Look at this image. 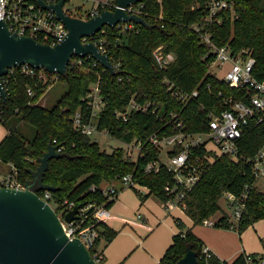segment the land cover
<instances>
[{
    "label": "trees",
    "instance_id": "1",
    "mask_svg": "<svg viewBox=\"0 0 264 264\" xmlns=\"http://www.w3.org/2000/svg\"><path fill=\"white\" fill-rule=\"evenodd\" d=\"M68 1V0H67ZM230 8L217 13L220 22L205 21L210 0H142L143 18L148 27L135 24L133 30L118 35L115 28H108L104 39L108 42V55L113 64L119 63L112 75L101 65L92 66L91 60L78 64L73 56L65 75L59 76L66 92L51 107L37 104L46 83L39 76L30 78L21 75L17 69L6 76V100L0 99V122L6 127V135L0 141V161L9 163L16 170V179L22 184L31 180L30 170H36L39 159L50 144L61 149L59 158L50 159L43 175V183L54 186L52 199L59 202L65 198L87 202L102 201L99 192H90L91 186L115 180L118 175L133 173L135 180L149 191L142 199L153 195L160 202L167 199L164 185L172 180V174L164 167L157 173H146V165L158 159V150L149 144L151 134L159 138L182 131L198 134L210 129V116L219 115L226 107L218 93L236 95L209 67L215 55L199 39L193 29L199 26L208 30L211 41L218 47L227 46L234 55L243 49L250 51L254 58L252 74L257 80H264V0H226ZM41 42L46 39L40 38ZM162 47L165 53L175 57L164 70L154 67L152 52ZM47 76L50 74L44 71ZM121 77V80L118 78ZM169 81L173 84L167 90ZM98 83L106 103L97 118V128L106 130L110 137L123 142H140L144 154L135 161L125 157L124 149L117 148L111 153L102 151L96 141L83 134L73 124V116L79 109L84 110V97L90 86ZM33 91V97L27 90ZM179 90L197 95L181 103L173 94ZM137 103H154L156 112L133 111L126 121L115 117L116 111L124 110L129 99ZM183 122L178 130L175 118ZM25 122L32 130L31 140L8 126L10 120ZM264 142V120L251 123L244 132L240 143L243 156H253ZM251 186L246 208L236 227L242 233L252 223L264 219V193L256 186L249 165L241 160L234 162L226 157L215 161L184 199L183 211L194 224H202L220 211L217 226L230 228L226 214L218 205L226 191L238 194L245 185ZM42 192L39 191V195ZM114 201L106 203L98 212L103 218ZM99 232L92 257L99 255L102 264L100 241L107 245L117 235V231L102 220H91ZM179 232L172 245L166 250L159 264H177L186 253L188 246L197 253L202 250V242L191 232L184 230L180 221ZM95 256V257H96ZM97 259V257L95 258ZM210 264H220L213 258ZM230 264H246L244 254Z\"/></svg>",
    "mask_w": 264,
    "mask_h": 264
},
{
    "label": "built area",
    "instance_id": "2",
    "mask_svg": "<svg viewBox=\"0 0 264 264\" xmlns=\"http://www.w3.org/2000/svg\"><path fill=\"white\" fill-rule=\"evenodd\" d=\"M41 1L45 5H55L59 2V0ZM66 2L67 0L64 5ZM64 5L63 10L66 14L83 20L96 17L103 11H114L118 8L115 0H105L104 2L94 1L89 11L85 13L84 17H81L78 13L73 15L66 11ZM142 8L143 5L139 2L123 10L128 15L143 18ZM228 8H230V4L226 0H210L208 4V16L205 21L220 22L219 19L215 18L217 13ZM0 20L5 23L11 32L20 36L32 37L38 41H40V38L46 39L42 43L51 46L61 43L67 36L65 25L57 19L51 10L43 8L38 0H0ZM134 27L135 23L130 21L118 23L112 28L116 29L118 35H122L130 32ZM108 28L110 27L104 26L91 36H83L81 42L84 44L94 43L102 54L108 55V42L104 39ZM193 29L199 35L201 42L214 53L215 58L211 65L220 62L226 66L219 79L229 88L235 90L236 95H224L222 92L218 93V97L221 98L226 108L219 115L210 116V129L208 132L191 134L178 131L174 135L164 136L162 138H159L157 134H151L149 136V144L156 148L159 154L157 160L151 161L146 165L145 172L157 173L161 167H164L172 174V180L164 185V193L167 199L161 202L168 211L175 208L184 209L186 195L192 191L203 175L221 157H226L234 162L238 160L246 162L250 167L256 183L258 179L264 178V142L253 156H243L240 153V143L249 125L251 123L258 125L264 120V80H257L252 74L255 62L254 58L247 49H243L233 55L227 46H216L211 41V35L208 30H204V28L199 26H194ZM88 59L91 60L92 66L100 65L89 56L78 58L77 62L81 64ZM152 59L154 67L157 70H164L174 62L175 57L172 53H165L162 47H158L152 52ZM111 63L116 73L119 68V63L113 64L112 61ZM217 67L219 69L223 68L219 64ZM14 69H17L21 75L30 78L39 76L42 80H45V76H47L44 70H37L26 64L9 69L7 75L12 73ZM6 76L1 78L5 92V84L7 83ZM47 77L53 78L55 82L59 80V76L55 74H50ZM118 80H121V77ZM165 82L167 84V90L171 91L174 87L173 84L169 81ZM173 94L178 97L181 103H185L187 99L196 96L197 92L193 91L191 94H188L175 90ZM27 95L30 97L34 95L30 88L27 90ZM0 99L2 100L1 96ZM83 100L85 108L84 110L79 109L74 114V126L91 138L95 133H101L104 136L110 137L108 131L97 128L98 115L106 103L98 83L90 86ZM148 110L155 113L157 110L155 104L151 102L140 104L131 97L124 110L115 112V117L126 121L131 112L144 113ZM177 117V115L174 116V125L179 130L182 128L183 122L177 119ZM120 143L126 146V148L122 149H124L125 157L131 161H135L139 156L144 154V148L140 142ZM165 147L169 148L166 152V160L161 161L160 154ZM56 151L60 153L61 149L57 147ZM15 176L16 170L12 167V171L9 174L0 176V187L23 190L25 184L19 182ZM116 183H120V186L123 188L135 190L140 196L149 191L147 187L140 185L135 180L133 173H128L118 175L115 180L104 182L99 187H90V192H99L102 198L101 202L97 200L79 202L67 198L56 202L52 199V192L47 190H42L41 195L37 192V195L55 211L65 235L69 239H79L90 251V249L94 248V243L98 238L99 232L91 224H86V222L90 221V219L96 221L103 219L98 216V212L106 203L115 201L117 198L119 191ZM250 188L251 186L246 184L238 194L228 191L222 194L221 199L226 208L224 213L232 229H236L243 211L246 208ZM80 204L81 207L77 210L74 219L66 222L64 220L65 215ZM178 221H176V225ZM202 224L208 227H214L217 226V221L204 219ZM176 234L184 235L179 230ZM95 256L96 253L93 258L95 259L97 257L95 260L98 263L101 257L99 255ZM244 256L246 264H264V256ZM213 258L215 257L212 252L203 246L197 260L199 264H210Z\"/></svg>",
    "mask_w": 264,
    "mask_h": 264
},
{
    "label": "water",
    "instance_id": "3",
    "mask_svg": "<svg viewBox=\"0 0 264 264\" xmlns=\"http://www.w3.org/2000/svg\"><path fill=\"white\" fill-rule=\"evenodd\" d=\"M65 1L45 5L38 0L67 29L65 39L55 46L13 33L0 20V96L3 102L6 100V92L1 78L7 75L9 69L25 64L49 74L63 76L73 56H89L114 75L109 56L102 54L94 43H82L81 38L95 34L104 26L113 27L130 21L148 27L143 18L128 15L123 10L142 0H115L118 8L114 11H103L88 20L66 14L63 10ZM56 149V146L49 145L39 159L36 170L29 171L31 180L23 190L0 187V264H98L79 239H69L65 235L55 211L37 195L42 190H57L43 183L49 160L61 156ZM80 207L81 204L68 212L64 220L72 221ZM177 264H199L197 253L188 246Z\"/></svg>",
    "mask_w": 264,
    "mask_h": 264
},
{
    "label": "crops",
    "instance_id": "4",
    "mask_svg": "<svg viewBox=\"0 0 264 264\" xmlns=\"http://www.w3.org/2000/svg\"><path fill=\"white\" fill-rule=\"evenodd\" d=\"M117 188V198L102 219L117 235L107 245L100 241L102 264H159L178 231L177 220L220 264H230L241 254L264 256V219L238 234L232 228L194 224L183 210L168 211L153 195L142 199L132 190Z\"/></svg>",
    "mask_w": 264,
    "mask_h": 264
},
{
    "label": "rangeland",
    "instance_id": "5",
    "mask_svg": "<svg viewBox=\"0 0 264 264\" xmlns=\"http://www.w3.org/2000/svg\"><path fill=\"white\" fill-rule=\"evenodd\" d=\"M93 0H68L66 4L64 5V9L68 11L71 14L78 13L79 16L84 17L85 13L89 11L91 6L93 5ZM96 2H104L105 0H94ZM222 65L223 68L219 69L217 66ZM226 68L225 65H223L220 62L214 63L209 68L210 72L215 74L217 78H220L222 76V73L224 72V69ZM45 83L46 88L39 98L38 102L41 106L44 107H51L53 106L58 99L66 92V86L64 82L62 81H54L53 78L45 76ZM8 126L15 127L16 130L27 137V139L31 140L33 136V130L23 121H20L17 119L13 122V120H10L8 123ZM6 127L0 122V141L4 138L6 135ZM94 141H96L102 151H105L107 153H111L114 149L117 148H126V146L122 145L117 140L104 136L101 133H95L92 137ZM168 147H165L161 154H160V160L165 161L166 160V152L168 151ZM12 171V166L9 163H5L0 161V176H4L5 174H9ZM116 186H120V183H116ZM257 188L260 192L264 193V178L258 179L256 183ZM127 189V188H126ZM134 191L133 189H129ZM135 192V191H134ZM136 193V192H135ZM218 205L220 206L221 210L224 212L226 211L224 202L222 199H219ZM220 211L215 213L210 219L212 221H217L220 217Z\"/></svg>",
    "mask_w": 264,
    "mask_h": 264
}]
</instances>
